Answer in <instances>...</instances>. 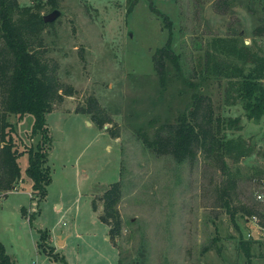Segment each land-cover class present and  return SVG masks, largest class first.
<instances>
[{
    "label": "rangeland",
    "instance_id": "1",
    "mask_svg": "<svg viewBox=\"0 0 264 264\" xmlns=\"http://www.w3.org/2000/svg\"><path fill=\"white\" fill-rule=\"evenodd\" d=\"M129 3L58 0L60 14L43 38L59 79L72 90L46 114L51 180L45 196L32 199L26 149L40 135H31V113L9 114L21 174L16 187L0 195V241L14 264H117L118 258L131 264H264V117L249 119L240 103L225 104L223 80H202L197 71L213 35L233 33L262 44L264 0H135L128 10ZM170 31L178 64L167 59L161 80L152 54ZM197 84L216 113L241 117L242 128L229 135L254 145L230 164L233 216L218 196L225 176L216 165L201 154L178 163L140 137L186 112ZM90 97L108 117L102 127L78 111ZM120 177L122 227L113 243L99 216L101 195ZM41 229L50 235L45 248L38 243ZM241 236L251 240L249 254Z\"/></svg>",
    "mask_w": 264,
    "mask_h": 264
},
{
    "label": "trees",
    "instance_id": "2",
    "mask_svg": "<svg viewBox=\"0 0 264 264\" xmlns=\"http://www.w3.org/2000/svg\"><path fill=\"white\" fill-rule=\"evenodd\" d=\"M130 10L135 0H129ZM58 6V0H0V195L16 187L20 180V152L14 145L13 124L9 114L19 118L26 113L33 115L31 135L39 134L35 147H27V176L31 179L32 199L37 202L47 192L51 180L47 163L51 135L46 114L53 103L72 87L63 83L57 73V63L47 55L43 30L53 24L44 21L42 8ZM166 19V15H164ZM166 23H170L167 18ZM262 29V28H261ZM170 35L152 54L153 66L161 80L166 74V60L177 65L179 53L171 46ZM202 80L215 78L223 82V102L227 105L240 103L249 119L264 117V39L262 44L252 40L245 43L236 34L213 35L206 41L203 59L198 65ZM192 93L191 106L179 113L174 121L156 126L152 133L140 131L143 143L152 151L171 155L178 163L193 162L201 154L216 165L225 176V183L218 188V196L228 210L230 188L235 177L231 163H236L252 153L254 145L243 135H229L228 131L242 128L239 115L216 113L211 96L201 90L199 84ZM85 109L90 119L102 127L108 121L96 100L90 97ZM121 172V170H120ZM123 195L121 177L104 189L101 195L100 218L108 224V237L115 243L121 232L122 218L117 204ZM248 213L256 210L245 209ZM257 212V211H256ZM22 213L25 214L23 207ZM234 214L233 207L230 210ZM32 216V215H31ZM31 216H27L31 221ZM49 233L41 229L38 243L45 248ZM251 240L240 237L241 248L249 254ZM45 245V246H44ZM58 256V255H57ZM59 257V256H58ZM59 259H62L60 256ZM0 264H14L0 241ZM117 264H131L118 258Z\"/></svg>",
    "mask_w": 264,
    "mask_h": 264
},
{
    "label": "water",
    "instance_id": "3",
    "mask_svg": "<svg viewBox=\"0 0 264 264\" xmlns=\"http://www.w3.org/2000/svg\"><path fill=\"white\" fill-rule=\"evenodd\" d=\"M60 14V9L53 8L48 13L43 14L44 21H53Z\"/></svg>",
    "mask_w": 264,
    "mask_h": 264
},
{
    "label": "crops",
    "instance_id": "4",
    "mask_svg": "<svg viewBox=\"0 0 264 264\" xmlns=\"http://www.w3.org/2000/svg\"><path fill=\"white\" fill-rule=\"evenodd\" d=\"M85 119L88 120V123H92L93 121L91 119H89L88 117H85ZM60 236V235H59Z\"/></svg>",
    "mask_w": 264,
    "mask_h": 264
},
{
    "label": "built area",
    "instance_id": "5",
    "mask_svg": "<svg viewBox=\"0 0 264 264\" xmlns=\"http://www.w3.org/2000/svg\"><path fill=\"white\" fill-rule=\"evenodd\" d=\"M260 196V195H259ZM33 264H36L35 262Z\"/></svg>",
    "mask_w": 264,
    "mask_h": 264
}]
</instances>
